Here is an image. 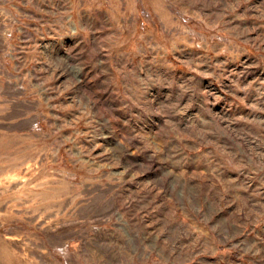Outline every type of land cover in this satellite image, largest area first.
I'll return each mask as SVG.
<instances>
[{
    "label": "rangeland",
    "instance_id": "374dc122",
    "mask_svg": "<svg viewBox=\"0 0 264 264\" xmlns=\"http://www.w3.org/2000/svg\"><path fill=\"white\" fill-rule=\"evenodd\" d=\"M0 264H264V0H0Z\"/></svg>",
    "mask_w": 264,
    "mask_h": 264
}]
</instances>
